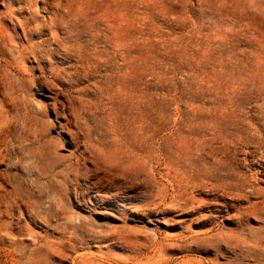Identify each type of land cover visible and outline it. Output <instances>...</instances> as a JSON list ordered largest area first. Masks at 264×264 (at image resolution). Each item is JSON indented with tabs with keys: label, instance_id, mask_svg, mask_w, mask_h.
<instances>
[{
	"label": "rangeland",
	"instance_id": "374dc122",
	"mask_svg": "<svg viewBox=\"0 0 264 264\" xmlns=\"http://www.w3.org/2000/svg\"><path fill=\"white\" fill-rule=\"evenodd\" d=\"M1 151L0 264H264V0H0Z\"/></svg>",
	"mask_w": 264,
	"mask_h": 264
},
{
	"label": "bare ground",
	"instance_id": "6f19581e",
	"mask_svg": "<svg viewBox=\"0 0 264 264\" xmlns=\"http://www.w3.org/2000/svg\"><path fill=\"white\" fill-rule=\"evenodd\" d=\"M13 5V3H9V5H8V12H7V15H10V14H12L13 13V10L11 9V6ZM17 13L18 14H23L24 13V9L23 8H20V9H18L17 10ZM25 21H26V23H25V25H26V28H23V35L25 36V38H26V40H27V42L29 43V47H26V48H24L23 47V45H20V44H17L16 46H17V49L19 50V55L21 56V57H24L26 54H33L34 55V57L38 60V63L39 62H41V61H44L43 60V58H42V56H37L38 54H39V45L38 44H36V47L34 46V45H31L30 44V41H29V39H28V37L27 36H36V34H37V36H38V26L35 28V29H32L31 28V26H30V23H31V21H33V18L31 17V18H25ZM55 28H56V30H57V28H58V26H55ZM69 33H70V31H68V32H65V34L67 35V36H69ZM53 37H55V36H53ZM70 37V36H69ZM100 40V39H99ZM46 41H43V43H45ZM88 43V42H87ZM102 43H106V41L104 40ZM42 45V44H41ZM16 46H15V48H16ZM89 47V46H88ZM96 47V46H95ZM107 47V46H106ZM91 48V47H90ZM44 52V51H43ZM42 63V62H41ZM54 74V73H53ZM62 111H65V107L63 106V108H62ZM3 157V155H2V151H1V155H0V158H2Z\"/></svg>",
	"mask_w": 264,
	"mask_h": 264
}]
</instances>
